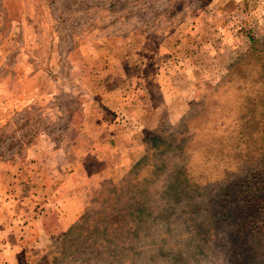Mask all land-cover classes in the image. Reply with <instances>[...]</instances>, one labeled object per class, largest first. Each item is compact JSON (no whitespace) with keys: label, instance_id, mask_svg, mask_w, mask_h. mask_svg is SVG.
<instances>
[{"label":"rangeland","instance_id":"obj_1","mask_svg":"<svg viewBox=\"0 0 264 264\" xmlns=\"http://www.w3.org/2000/svg\"><path fill=\"white\" fill-rule=\"evenodd\" d=\"M106 122L123 158L100 175L86 159L79 213L26 264H264L247 221L264 197V0H0V183L63 152L76 168L81 129Z\"/></svg>","mask_w":264,"mask_h":264},{"label":"crops","instance_id":"obj_2","mask_svg":"<svg viewBox=\"0 0 264 264\" xmlns=\"http://www.w3.org/2000/svg\"><path fill=\"white\" fill-rule=\"evenodd\" d=\"M117 105L118 100L105 102L108 119L116 112ZM114 127V124L106 122L90 130L87 127L81 129V155L74 160L77 167H68L67 173L64 165L68 161L63 152V157L59 156V164L63 166L46 164L40 168V158H33L30 169L17 172L15 178L11 176L10 184L1 176L3 183H0V194L3 199H0V264H26L30 256L41 253L48 245L53 230L58 228L63 231L70 226L72 214L80 211V205L74 197L78 198L77 192L81 189L86 159L92 158L97 165L103 166L99 172H95L100 175L105 172V167L112 166L109 163L116 157L123 158L122 148L117 147L118 144L116 148L112 146L114 139H118ZM115 129H118L117 126ZM31 148L29 153L38 152L34 146ZM58 152L50 149L48 154L58 155ZM81 157L83 161H80ZM9 185L14 187V192Z\"/></svg>","mask_w":264,"mask_h":264},{"label":"trees","instance_id":"obj_3","mask_svg":"<svg viewBox=\"0 0 264 264\" xmlns=\"http://www.w3.org/2000/svg\"><path fill=\"white\" fill-rule=\"evenodd\" d=\"M264 191V189H263ZM257 203L254 207V209L251 210V212H249L247 214V221L249 222V224L251 225V222H255V226H253V230L254 231H258L259 233H261V231L264 229V226H260L261 224H263L264 221V197L258 198V200H256ZM262 205V206H259Z\"/></svg>","mask_w":264,"mask_h":264}]
</instances>
